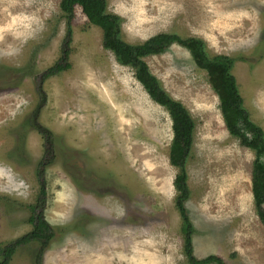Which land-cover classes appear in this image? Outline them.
Wrapping results in <instances>:
<instances>
[{
	"label": "rangeland",
	"instance_id": "1",
	"mask_svg": "<svg viewBox=\"0 0 264 264\" xmlns=\"http://www.w3.org/2000/svg\"><path fill=\"white\" fill-rule=\"evenodd\" d=\"M63 0H0V247L33 231L38 171L47 163L45 220L56 237L42 264H189L170 163L172 120L104 48L103 31L77 7L72 67L40 77L62 56L68 19ZM122 38L143 44L159 34L205 42L210 58L236 60L233 75L252 120L264 130V0H107ZM169 96L195 120L187 163V208L199 259L264 264V226L253 195L255 152L227 130L206 71L173 44L144 59ZM47 94L39 123L30 125ZM52 150L47 153V148ZM32 242L11 264H35Z\"/></svg>",
	"mask_w": 264,
	"mask_h": 264
},
{
	"label": "trees",
	"instance_id": "2",
	"mask_svg": "<svg viewBox=\"0 0 264 264\" xmlns=\"http://www.w3.org/2000/svg\"><path fill=\"white\" fill-rule=\"evenodd\" d=\"M79 7L87 17L90 24L99 27L103 31L104 48L113 52L118 63L135 70L138 82L143 86L150 98L167 110L172 120L173 141L170 150V163L179 169L175 179L178 194L175 199L176 208L182 220L181 231L184 236V252L189 264H226L216 255L199 259L194 253L193 237L195 228L191 221L187 202L191 192L188 186L187 163L192 153L195 139L196 123L188 109L173 100L164 90L159 80L154 76L145 58L165 54L173 44H178L190 51L199 69L207 72L213 90L220 100V109L228 132L239 139L241 145L255 152L253 163V195L257 214L264 226V130L251 118L244 106V99L239 91L237 80L233 75L236 60L228 56L209 57L206 44L197 38L183 39L176 34H159L147 40L143 44H130L122 38V26L120 17L108 12L107 0H63L61 9L67 14L68 32L62 45L60 61L40 77V83L68 71L70 63L72 43V22L75 18V10ZM41 101L34 110L29 122L30 125L43 137L46 146L54 145V134L48 128L39 123L40 114L47 103V94L42 86L39 88ZM47 155L52 150L47 148ZM51 162H43L38 171L41 182V192L38 203L31 206L32 215L30 222L33 231L17 239L14 242L0 247V264H11L18 248L32 242H38L40 249L35 257V264H42V255L48 249L50 243L56 237L51 225L45 220L44 208L46 204V182L43 180L45 166Z\"/></svg>",
	"mask_w": 264,
	"mask_h": 264
}]
</instances>
